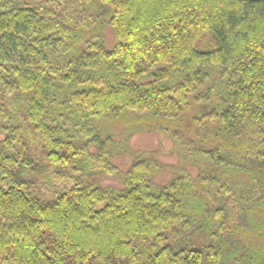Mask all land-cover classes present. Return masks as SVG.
<instances>
[{
  "label": "trees",
  "instance_id": "1",
  "mask_svg": "<svg viewBox=\"0 0 264 264\" xmlns=\"http://www.w3.org/2000/svg\"><path fill=\"white\" fill-rule=\"evenodd\" d=\"M0 264H264V0H0Z\"/></svg>",
  "mask_w": 264,
  "mask_h": 264
},
{
  "label": "rangeland",
  "instance_id": "2",
  "mask_svg": "<svg viewBox=\"0 0 264 264\" xmlns=\"http://www.w3.org/2000/svg\"><path fill=\"white\" fill-rule=\"evenodd\" d=\"M108 46L113 45V33L109 30L107 33ZM132 147L143 150H160L161 160L166 164H174L178 160V155L174 151V144L171 139H167L158 133H140L132 140ZM127 160H116V164L123 167ZM129 162V161H128ZM125 164V165H124ZM195 174L196 170L192 169ZM170 178L169 174H165L159 178L160 181L165 182Z\"/></svg>",
  "mask_w": 264,
  "mask_h": 264
}]
</instances>
